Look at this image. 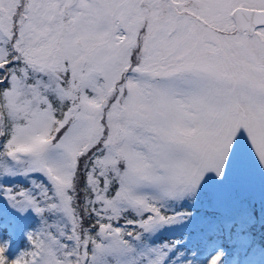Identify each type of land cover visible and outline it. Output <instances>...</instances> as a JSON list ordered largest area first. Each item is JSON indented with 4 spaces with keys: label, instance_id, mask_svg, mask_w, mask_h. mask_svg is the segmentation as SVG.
Returning a JSON list of instances; mask_svg holds the SVG:
<instances>
[{
    "label": "snow or ice",
    "instance_id": "snow-or-ice-1",
    "mask_svg": "<svg viewBox=\"0 0 264 264\" xmlns=\"http://www.w3.org/2000/svg\"><path fill=\"white\" fill-rule=\"evenodd\" d=\"M0 264H264V0H0Z\"/></svg>",
    "mask_w": 264,
    "mask_h": 264
}]
</instances>
